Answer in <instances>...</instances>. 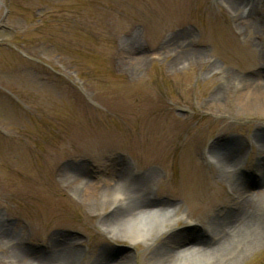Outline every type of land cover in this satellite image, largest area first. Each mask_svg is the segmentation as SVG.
<instances>
[{
    "label": "rangeland",
    "instance_id": "obj_1",
    "mask_svg": "<svg viewBox=\"0 0 264 264\" xmlns=\"http://www.w3.org/2000/svg\"><path fill=\"white\" fill-rule=\"evenodd\" d=\"M245 1L256 8L251 29L224 0H0V264H17L14 245L44 255L50 238L76 241L83 260L92 247L111 264H158L127 229L116 231L123 239L104 233V211L60 176L81 167L98 183L87 156L102 150L129 171H153L151 202L186 216L172 231L193 246L206 241L183 189L192 159L213 163L208 146L226 122L245 164L264 157L254 137L264 112L235 111L237 82H264V0ZM215 178L216 190L229 181ZM252 213L263 234L226 264H264V198Z\"/></svg>",
    "mask_w": 264,
    "mask_h": 264
},
{
    "label": "bare ground",
    "instance_id": "obj_2",
    "mask_svg": "<svg viewBox=\"0 0 264 264\" xmlns=\"http://www.w3.org/2000/svg\"><path fill=\"white\" fill-rule=\"evenodd\" d=\"M224 1L232 12L243 11L240 23L250 29L257 25L256 8L250 1ZM218 76L220 78L221 74ZM236 85H239L234 92L236 113L264 112L263 81L246 78L240 79ZM224 90L216 89L212 98L219 99V93ZM238 128L241 130V125ZM227 132L228 123H222L217 139L208 146L215 171L206 172L212 164H200L192 159L194 167L190 171V182L183 184L189 214L202 221L207 231L206 241L199 245L189 244L190 237L185 232L172 231L175 220L186 219L182 214L177 215V206L164 202V206L158 207L151 202L149 183L155 178L154 172L129 171L117 156L112 155L113 151L102 150L87 156L97 160L102 177L98 183L81 178V167L78 166L72 171L60 167V176L84 205L100 207L104 211L98 214L104 233L111 235V239H123L116 236V231L127 229L132 236L127 237L130 242L145 244L149 256L151 253L158 255L155 259L158 264H226L248 248L250 242L247 241L254 239L255 233L263 234L262 225L254 221L256 214L249 213L254 202L264 198V157L245 164L242 157L244 144ZM254 137L259 144L257 148H264V134L258 132ZM106 153L109 155L107 160L103 159ZM215 176L227 177L229 181L226 185L219 182L216 190ZM106 208H109L107 212ZM246 235L248 237L244 238ZM62 239H48L44 255L26 254L17 245L12 247V252L17 264H111L102 251L96 252L92 247L83 260L77 242ZM114 264H131V257L126 256Z\"/></svg>",
    "mask_w": 264,
    "mask_h": 264
},
{
    "label": "water",
    "instance_id": "obj_3",
    "mask_svg": "<svg viewBox=\"0 0 264 264\" xmlns=\"http://www.w3.org/2000/svg\"><path fill=\"white\" fill-rule=\"evenodd\" d=\"M0 4H1V2H0Z\"/></svg>",
    "mask_w": 264,
    "mask_h": 264
}]
</instances>
